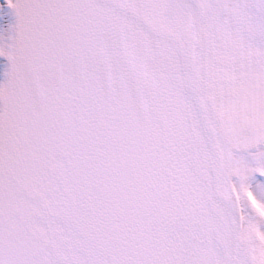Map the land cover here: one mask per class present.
Instances as JSON below:
<instances>
[{"label":"snow or ice","instance_id":"1","mask_svg":"<svg viewBox=\"0 0 264 264\" xmlns=\"http://www.w3.org/2000/svg\"><path fill=\"white\" fill-rule=\"evenodd\" d=\"M0 264H264V0H7Z\"/></svg>","mask_w":264,"mask_h":264},{"label":"rangeland","instance_id":"2","mask_svg":"<svg viewBox=\"0 0 264 264\" xmlns=\"http://www.w3.org/2000/svg\"><path fill=\"white\" fill-rule=\"evenodd\" d=\"M6 2H7V0H0V5H6ZM4 8L0 7V11L4 10ZM10 19H11V17H10L9 13L4 12V11L2 13H0V34L4 33V29L6 27V22H11ZM0 43H3V41H0ZM6 63H7V58L6 57L4 58V56L1 55L0 56V78H2V79L4 78V80H5V75H6L5 72H7L6 71V69H7ZM1 81H3V80H1Z\"/></svg>","mask_w":264,"mask_h":264},{"label":"bare ground","instance_id":"3","mask_svg":"<svg viewBox=\"0 0 264 264\" xmlns=\"http://www.w3.org/2000/svg\"><path fill=\"white\" fill-rule=\"evenodd\" d=\"M4 8V7H3ZM7 12V13H9L10 14V17H11V19H10V21H13L14 20V15H13V13H12V10L10 9V8H8V7H6L5 6V8H4V10H2V11H0V13H2V12ZM1 56V55H0ZM4 58H5V56H4ZM7 58V57H6ZM7 69H6V71L7 72H5V73H8L9 71H10V62L8 61V59H7ZM5 67V66H4ZM4 73V74H5ZM3 75V74H2ZM3 77V76H2ZM6 79H8V76L7 75H5V80H4V78L2 79V78H0V84H3L5 81H6ZM1 80H3V81H1Z\"/></svg>","mask_w":264,"mask_h":264}]
</instances>
